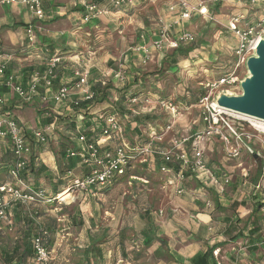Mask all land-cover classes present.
Listing matches in <instances>:
<instances>
[{
    "label": "crops",
    "instance_id": "crops-1",
    "mask_svg": "<svg viewBox=\"0 0 264 264\" xmlns=\"http://www.w3.org/2000/svg\"><path fill=\"white\" fill-rule=\"evenodd\" d=\"M92 1L98 2V0H41L44 10L42 19L36 18L26 5L11 4L9 6H0V51L10 58L7 65L9 72L16 73L19 76V80L25 82L32 75L36 74V71L44 70L51 54H56L57 56H61V62L57 70V76L60 80L59 82L56 81V83L60 84L61 82L64 84L71 81L76 67L83 65L88 59L92 61L94 58H91L87 54L88 52L82 50V47L87 42V35H89L86 33L87 27L91 29L100 22V20L93 19L89 22L85 20L86 4ZM100 1L98 3L101 7H108L106 0ZM173 1L152 0L151 3L153 5L164 4L163 7L165 9H163L164 12L162 10L163 14L161 15L165 16H161L160 18H165L164 22L165 24L168 22L166 25L169 26V31L173 35L174 31L177 32V35L181 33L180 31L189 32L183 29L185 23H180L176 19V23L178 24L175 25L173 24L174 17L167 14V8L173 5ZM141 2L139 0L135 7H138ZM262 5L264 6V4H260V7ZM111 7L113 6H109L108 9L112 15L122 11L119 7H113V10L110 9ZM213 13L218 18V8H215ZM30 25H34L35 27V37L32 42L29 41L27 35V28ZM158 25L157 28L143 26L146 30L143 33L147 36V42L152 43L158 37L160 24ZM139 39L142 44L143 39L141 36ZM139 41L137 42L138 44ZM140 45L134 49L130 47L131 51L128 54L130 59L126 58V65L129 71L126 72L125 78H119L120 72H115L113 75L112 82H117L116 84L112 83L113 87L107 99L102 102L107 103L103 109L112 106L114 100L117 99V90L127 84L134 83L133 79H131L132 75H129L131 72L137 71V74H139V71L140 73L144 71L146 65L142 62L144 52L143 50H139ZM200 51L201 49L196 48L191 53L194 52L193 55H197ZM91 70L89 81L103 80L104 75L101 71L100 73L95 69ZM111 72L113 73L114 70ZM39 93L40 95L33 100L34 102L26 103L12 89H4L3 91L5 101L4 111L17 118L26 130L25 133L27 134V141L31 150L29 161L32 159L34 152L32 150L34 140L36 139H34V134L32 133L34 129L40 128L44 130L48 135L49 142L53 137L56 139L55 129L63 123L66 137L79 146L80 138L78 140L75 139L71 129L66 124L73 120L80 125L83 118L81 114L88 111L80 109L79 112H76L69 101H63L61 104H58L50 98L53 93L52 89H46L45 85L40 87ZM44 96L46 97L45 99ZM76 96L72 98L74 99ZM36 107L38 109H43L44 107L51 109L52 111L50 112L57 116V121H53L52 123L48 121L44 122L43 119L41 120V116H47L48 112L38 115ZM94 112H97V110L93 109V112L89 113L94 114ZM67 119L69 120L67 121ZM32 140L33 143H31ZM112 141L115 142L116 140L111 139L105 142L111 143ZM48 142L46 145H41L42 148L36 152V164L40 166L37 175L27 172L23 175V180L26 183L34 184L37 188L45 189L48 196H54L63 192L72 179L80 178V175L85 176L90 171L86 170L89 166L82 164L81 161L70 169L65 167L63 165L64 158L62 159L61 157L62 149L52 150L49 148L50 144ZM7 147L6 141L0 139V158L7 153ZM161 148L169 149L164 147V145ZM182 152L187 153L188 156L191 154L186 149L183 151V148ZM158 158L157 156L158 162L156 161V163L149 160L152 163V168L145 169L155 172V168H157L160 171L162 162H159ZM207 164L209 170L216 177L221 179L229 178L231 180L232 175L229 172L216 168L208 162ZM263 165L260 168V178L257 182H255V179L254 184L247 182V179L241 180L243 181L242 184L241 181L237 180L239 186L235 188L236 183L233 184L234 181H229L222 192L212 182L210 175L204 171L188 175L186 181H180L174 172H165L156 181L150 178L151 175L145 178L137 175L135 170L134 173L130 174L129 172V176L126 175L128 178L126 176L118 178L113 184L109 185L111 188L104 189L102 187L104 191H109L122 183L125 178H127V181L131 178L130 180L132 181L128 184L131 187L143 184L141 196H143L142 201L145 204L141 206L139 211L144 214L140 215L137 212V215H134L135 222L138 223L135 239L132 238L131 241H128L127 230L124 228H121L118 233L119 240L117 245L120 247L121 254L128 256L127 259H129V251L133 250L135 245H138L146 249L145 252H148V254H145L151 256L153 264H192V258L196 257L197 254L205 253H211L208 258L209 264H264V213L263 207H261L264 203ZM79 168L82 170L77 175L76 169ZM138 168H140L139 165ZM141 168L144 169L143 166ZM65 180L66 182L68 181V184ZM247 183L252 186L250 192L247 191V188H244ZM159 184L160 186L157 188ZM233 186L234 188L230 192L229 189ZM179 188H183L184 191L178 194ZM130 190L134 192V188ZM132 196L137 197L136 200L139 198L137 193H132ZM43 204L41 207L45 216L44 219L41 217L39 220L44 223L45 227H48L49 224L56 223L60 215L55 214L56 216H52L49 214L57 208V203L53 209H50V205H53V203L47 202ZM31 207L34 208L32 203ZM17 208L15 205L11 212V220L7 221L11 225H15V222L18 221V210H24V207ZM25 209L28 210L27 208ZM161 212L163 213L161 214ZM22 215L24 216V211L20 214L21 217ZM93 244L89 243L86 247H90V249L86 251L89 254L94 252L95 256L101 257L103 247L96 248L95 244ZM105 247V250H109L111 253L112 247L107 245ZM87 256L90 257L88 253ZM90 259L88 258V261ZM120 261L132 264V262L125 258L120 259Z\"/></svg>",
    "mask_w": 264,
    "mask_h": 264
},
{
    "label": "rangeland",
    "instance_id": "rangeland-1",
    "mask_svg": "<svg viewBox=\"0 0 264 264\" xmlns=\"http://www.w3.org/2000/svg\"><path fill=\"white\" fill-rule=\"evenodd\" d=\"M141 1L140 5L133 9H130V7H119L122 11L115 15H112L108 9L110 5L107 8L103 7L105 12L100 15V22L91 29L89 27L86 29V33L89 35H87V42L82 47V50L88 52L87 54L91 58H94L92 61L88 59L81 66L87 68L89 72L91 69H95L98 72L101 71L104 75H102L104 81L109 84H116L117 81L112 82L115 72H120L119 78H125L126 72L129 71L126 65V58H129L130 47L134 49L141 44L139 38L145 30L143 26L157 28L159 26L158 24H161L159 18L165 16L161 15L164 12L163 9H165L163 3L161 5H153L151 3L152 0ZM188 1H191L193 4L203 3L211 14L215 11V8H218V18H216L214 13L213 19L205 18L204 16L201 17L199 14H196L190 20L179 21L180 23H185L184 30L194 33V43L197 48L201 49L197 55H193V52L189 54V60H185L176 53L175 58H178V62L173 63L174 57L171 56L174 51L173 49L165 47L162 50L158 49L155 51L151 47V50H153L151 52V59L145 64L144 71L142 73L139 71V74H137V71L129 74L132 75L131 79L139 77L141 74V80H147L146 84L148 83L147 88L149 90H146L147 93H144L142 97H147L151 100V103L147 106H143L145 103L131 104L129 102V107L140 106L139 110L141 112L154 110L158 116L154 122L149 121L148 124L139 126L141 130L139 136L142 137V141L147 139L148 144H151L150 146L153 148H161L164 145V147L171 149L175 147L174 145L177 139L191 138L190 140L192 141L193 137L200 133L205 136L201 145L206 149L205 160L210 165L229 172L233 177L230 176V181H234L233 184L236 183L235 188L239 186L237 180L247 179V182L254 184L257 171L264 164V131L254 126L253 122L254 120H259L225 109V114L228 115L229 124L233 129L228 124H224L225 127H223L225 129L227 128L229 133L232 132L234 134L233 130H238L243 135V140L240 142V156L230 158L227 152L228 144H225L217 128L208 134L206 124L203 120V107L200 104V100L194 105L188 106L182 101V97L189 89H193L196 92H199L200 89L207 91L208 84L226 75H231L236 78V83L227 84L215 89L213 91L214 95L217 96L220 92L241 94V81L249 73L246 63L238 64L236 52L239 46V38L228 28V23L229 20L237 16L242 19V21L240 20V27H243V25L245 26L255 22L257 18H264V6H254L250 0ZM174 3L173 1L172 4L174 5ZM167 10V14L174 17L173 24L177 25L176 19L180 18L178 6L174 5L173 9L168 7ZM166 24L165 26H167ZM167 27L169 29V26ZM176 35L177 32L174 31L172 37ZM138 41L139 44L137 43ZM147 44L150 43L147 42ZM110 70H114V72L112 73ZM91 72L93 71L91 70ZM152 82L155 84L154 86L151 85ZM159 97L170 99L169 102H172L176 106V114L170 113V110L162 106L160 101H158ZM61 102L57 103L61 104ZM98 102L100 101L94 103L91 109L92 112L93 109L98 111L101 108V110H104L103 107L107 105L105 102ZM137 111V109L133 110V112ZM126 122L125 119L121 121L123 133L120 136V142L129 144V142L137 140L139 136L137 137L133 130H128ZM61 126V129L60 126L55 129L56 139L53 137L48 142L50 144L49 148L52 150H60L59 143H61L63 137L65 138L67 136L64 132L65 126L63 124ZM168 126L171 127L168 129ZM153 130L157 134H160V137H163L161 141H157L154 137L156 133ZM231 143L234 144L233 139H231ZM182 148L183 151L184 149L190 151V142L184 143L181 151ZM149 160L156 163L157 155L148 153V155L138 158L130 174L136 170L137 175L144 178L151 175L150 178L152 180L158 181V178L162 177L165 171H161V168L160 171L155 168V172H152L141 168ZM138 165L140 168H138ZM81 170V168L76 169V174L79 175ZM128 176L126 177L128 178ZM127 178L109 191H104L102 186H100L91 191L66 194L67 196L62 201L63 203L57 201L51 202L53 205H50V209H53L56 203L57 208L52 212L49 210L50 213H48L52 216L60 215V218L55 225L56 232L54 234L52 233V241L49 246L51 248L49 264H126L127 262L123 261V263L120 261L123 258L129 260L132 264H153L151 256L147 255L148 252H145L146 249L135 245V248L129 251V259H127L128 256L122 255L120 247L117 245L119 240L118 233L121 228L127 230L128 241L136 238V226L138 223L135 222L134 215L137 212L140 215L144 214L139 211L141 206L145 204L142 201L143 196H141L143 184L131 187L128 184L132 180L129 178V181H127ZM10 180L11 177L9 174H5L3 169L0 168V181L8 182ZM242 183L243 181H241ZM159 186L160 184L157 188ZM251 187L249 183H247L246 187L244 186L248 192H250ZM133 188L134 192L130 190ZM233 188L234 186L232 188L230 187L229 191L231 192ZM132 193L138 194V200H136L137 197L132 196ZM27 209H22L21 211H24V214H28L29 208ZM23 218L25 217L22 215L21 219L23 220ZM17 220L15 225L0 220V241L4 248L8 249L17 240H22L19 237L20 231L23 228L21 224L22 220L18 218ZM89 243H94L95 245H93L96 248L103 247L101 257L95 256L94 252L89 254L86 251L90 249V247H86ZM105 245L112 247L111 253L109 250H105ZM87 253L90 257L87 256ZM88 258H91L90 261H88ZM0 264H3V262H0Z\"/></svg>",
    "mask_w": 264,
    "mask_h": 264
},
{
    "label": "built area",
    "instance_id": "built-area-1",
    "mask_svg": "<svg viewBox=\"0 0 264 264\" xmlns=\"http://www.w3.org/2000/svg\"><path fill=\"white\" fill-rule=\"evenodd\" d=\"M108 5L113 7H130L134 8L139 0H106ZM221 1V0H217ZM174 5L178 6L180 20H190L194 15L199 14V16H204L213 19V13L211 14L203 3L199 2L193 4L188 0H174ZM252 5L264 4V0H250ZM11 4H21L26 5L33 15L42 19L44 15V10L41 0H0V6H9ZM174 5L170 6L172 9ZM105 10L103 7L98 6L96 3L86 4V13L84 15L87 22L100 17ZM239 17H233L228 23V28L233 31L239 38V46L237 49V61L238 64L246 63V59L249 55L253 54L256 43L261 37L264 36V18H259L253 23L243 25L240 27ZM160 27L158 29V37L150 44H147L146 34H142L143 39L142 44L139 46V50L144 52L142 58L143 64H146L151 59V50L153 47L156 50L164 49L169 47L171 49L179 48L181 45L190 44L195 41L193 32H181L178 35L172 37L171 31L165 26L163 18H160ZM34 25H30L27 28V35L29 41L34 40ZM10 58L8 55L0 53V139L6 141V143L14 150L15 160L12 168L10 169L11 181L0 183V220L10 221L11 212L15 205L19 202L23 204H29L31 202H61L64 198L74 192H86L96 189L100 186L104 187L113 184L118 177L126 174V172L134 167L135 162L138 158L144 157L149 154H156L162 160L161 171L172 172V169L168 166V163L175 161L182 162V168L176 174V177L180 181L184 180V171L189 170L191 174L197 172H207L212 182H214L222 192L225 186L228 184L230 179H221L216 177L215 174L209 170L207 161L205 160V147L201 145V142L205 136L198 133L191 138H183L182 140L177 139L175 141V147L165 150L163 148H153L151 144H144L140 146L138 144L132 145L124 144L120 142V136L123 133L121 121L116 115H112L107 120V126L103 129L104 138L98 140L96 143L100 144L111 140V138H116L119 143L112 147V150H100L97 144L88 143L84 144V138L79 139V150H70L67 153L68 157L80 156L82 164L91 166L92 169L89 174L82 176L80 178H74L70 181L69 185L64 189L63 192L58 193L52 197L48 196L45 189H36L30 183H26L21 178L22 171L26 168V164L29 160V155L31 153L30 146L27 141V134L24 126L20 124L17 118L9 115L4 111V89L11 90L15 92L19 98L26 103H32L33 100L40 95L39 88L42 86L41 81L44 82L46 89H53V80L55 78V71L59 66L61 58L57 56L52 57L47 65V69L44 75L41 76L39 73L32 75L27 81L21 82L19 76L14 72H9L7 65ZM90 72L84 66H78L73 74V79L68 83H72V86L63 84L60 89L53 92L50 98L55 102L69 101L70 103H78V99H73V96L80 95L82 99L93 98L92 85L89 82ZM237 79L231 75H226L210 84H208L207 91H203V96L200 99V104L203 107V120L206 124L208 134L213 132V129L217 128L218 133L227 146L228 156L230 158H237L241 154V144L243 140V135L238 130H233L234 134L229 133L228 129L224 128V124L230 126V121L228 115L225 114L226 110L216 106L214 95V90L221 88L227 84L236 83ZM46 97L44 96V99ZM131 104H143L147 106L151 103V100L147 97L133 96L130 99ZM162 106L170 110V113L176 114V106L169 101L160 100ZM224 126V127H223ZM171 126H168V129ZM231 127V126H230ZM231 129H233L231 127ZM154 131V130H153ZM36 140L45 144L48 142L47 133L38 128L34 129L33 132ZM154 133H156L154 131ZM157 141H161L163 137L160 134H154ZM231 139L234 140V144L231 143ZM83 142V144H82ZM186 142H190L191 150L190 155L182 152L180 149L182 145ZM264 169V165H263ZM183 188H179L177 193H182ZM64 194H67L64 196ZM163 212H161L162 214ZM264 213V205H263ZM43 234L47 235L46 231H41L37 237L34 238L33 246L35 248L34 263L35 264H48L51 258V248L45 246Z\"/></svg>",
    "mask_w": 264,
    "mask_h": 264
},
{
    "label": "trees",
    "instance_id": "trees-1",
    "mask_svg": "<svg viewBox=\"0 0 264 264\" xmlns=\"http://www.w3.org/2000/svg\"><path fill=\"white\" fill-rule=\"evenodd\" d=\"M100 0H98L99 2ZM93 3H96L98 6H100V4L96 1H92ZM101 2V1H100ZM135 8V7H134ZM110 9L113 10V7H111ZM117 10H119L118 8H116ZM101 17H97L93 20H100ZM197 46L196 44L193 42H191L190 44H185V45H181L179 48H175L173 53H172V57L175 58L176 53L180 55V57L182 59H187L189 57V54L191 53V51H193L194 49H196ZM1 52V51H0ZM2 54L5 55V53L1 52ZM51 53V52H50ZM12 54V53H10ZM57 56L56 54H51L49 60L54 57ZM58 58H61V56H57ZM173 58V63H177L178 62V58L176 57L175 59ZM49 62V61H48ZM61 62V61H60ZM48 65V64H47ZM47 65H45L44 70L41 71H36L37 73H39L41 76L44 75L45 70L48 68ZM60 65V63H59ZM59 68V67H58ZM55 71V78L53 80V89L52 92L57 91L58 89H60V87L63 85V83L60 82V84L56 83L59 82V78L57 76V70ZM77 68V67H76ZM75 71V70H74ZM74 74V73H73ZM144 74V73H143ZM138 76V75H137ZM157 76V75H156ZM155 76V77H156ZM142 76L141 74L139 75V77H135L133 79L134 83L130 84V85H126L122 88H120L119 90H117L116 93V100H114V102L112 103V108H107L104 110H99L97 112L93 113H89V111L93 108L94 103H97V101L103 102L105 101V99H107L112 86V83H108L105 82L104 79L103 80H98V81H92L90 80L89 82H91L92 85V93L93 98L91 99H82V97L80 95H77L76 98L74 99H78V103H72L71 102V106L73 107V109H75L76 112H79L80 109H83L85 111H87L86 113L81 114L83 116V118L81 119L82 122L80 123V125H78V122L71 120L70 123L66 124V126H68L71 131H72V135L75 139H79L81 137L84 138V144H88V143H93V144H97V147L100 148V150H112V145H117L119 143V140L116 138H111L116 140L115 142L112 141L111 143H96L98 140L104 138L105 134L103 129L107 126V120L112 116V115H116L117 117H119L120 121L122 120H126L127 122V128L128 130H133V132L135 133V135L138 137L141 133L140 127L139 126H144L146 123L148 124V122H154L158 116L157 113L154 112V110H149V112H141L139 110L138 106H133V107H129V101L131 99V97L133 96H144V93H147L146 90H149L147 87V80H141ZM42 86H44V82L41 81ZM65 84V83H64ZM67 84V82H66ZM67 85L72 86V83H68ZM152 86H154L155 84H151ZM152 88V87H151ZM40 89V88H39ZM154 89V88H152ZM203 91L204 89H200L199 92L193 91V89H189L188 91H186V93L183 95L182 97V101L188 105V106H192L195 103L199 102L200 98L203 95ZM164 100V101H170V99H165L162 97H159V100ZM98 102V103H100ZM34 105V104H33ZM146 106V105H143ZM91 107V108H90ZM90 108V109H89ZM134 109H137V112H133ZM36 111L38 113V115H43L45 112H48L47 116H41V120L43 119L44 122L48 121L49 123H52L53 121H57V116H55L53 113H51L50 111H52L51 109L45 107V108H37L36 107ZM81 113V112H80ZM64 120V119H61ZM69 119H67L68 121ZM64 122V121H62ZM63 124V123H62ZM61 124V125H62ZM61 127V126H60ZM142 137L139 136V138L137 140L131 141V144H138L140 146H144V144L148 143V140H144L142 141L141 139ZM35 139V137H34ZM117 142V143H116ZM33 143V140L32 142ZM44 144L39 143L36 139L34 140L33 143V148L32 150H34L33 155H32V159L26 164V168L22 171L21 173V178L23 179V175H25V173L27 172H32L34 173V175H37V172L40 169V166H38V164H36V152L38 151V149H41L42 146ZM8 150L7 153H5L1 158H0V168L3 169V171L5 172V174H10V169L13 166L14 160H15V154H14V150H12L10 144L7 147ZM60 149H62V159L64 158V163L63 165H65V167H68L69 169L71 167H75L76 164L81 161L80 156H75V157H68L67 153L70 150H79L78 145L73 142L70 138L67 137H63L61 139V143H60ZM159 157V156H158ZM159 162H161V158H158ZM182 162H172V163H168V166L172 169V172L174 173H178V171L182 168ZM85 165V164H84ZM145 168H152V163H150L149 161H147L144 165H142ZM92 167L89 166L88 168H86V170L91 171ZM132 169V168H131ZM130 172V168L129 170L126 172V174L118 177L120 178H124L126 175H128V173ZM89 174V173H87ZM191 172L189 170H185L184 171V181H186L188 175H190ZM260 174H261V169L257 171L256 174V180L255 182L258 181V179L260 178ZM193 175V174H191ZM84 176V175H83ZM79 177H82L81 175ZM0 183H2L0 181ZM32 186L36 189H39L37 187H35L34 184H32ZM104 189L106 188H111V186L107 185L103 187ZM48 194V193H47ZM52 197V196H50ZM31 203L33 204V207H31ZM29 204H23L21 202L16 204V207H24L25 208H29V213L28 214H24L25 218H23V220H25L23 222V220L21 219L22 217L20 216L21 214V210H18V216H19V220H22L21 224L23 225V228L21 229V233L20 236L22 238L21 241H16L14 242V245L12 247L4 248L3 244L0 241V262H3V264H35L34 263V255H35V248H34V238L37 237L39 234H41V231H46L47 235L43 234V238H44V243L45 246L49 248L50 243L52 241V233L54 234L56 229H55V225L54 224H49L52 226L48 227L44 225V223L42 221L39 220V218L43 217V209L41 206H43L44 202H31ZM264 204V203H263ZM263 204L261 207H263ZM17 208V209H18ZM1 236V233H0ZM18 237V238H19ZM211 255V253H205V254H197L196 257L192 258V264H209V256ZM50 263V261H49ZM48 263V264H49Z\"/></svg>",
    "mask_w": 264,
    "mask_h": 264
},
{
    "label": "water",
    "instance_id": "water-1",
    "mask_svg": "<svg viewBox=\"0 0 264 264\" xmlns=\"http://www.w3.org/2000/svg\"><path fill=\"white\" fill-rule=\"evenodd\" d=\"M256 44L246 59L249 74L241 81V94L220 92L214 102L224 110L264 121V36Z\"/></svg>",
    "mask_w": 264,
    "mask_h": 264
},
{
    "label": "bare ground",
    "instance_id": "bare-ground-1",
    "mask_svg": "<svg viewBox=\"0 0 264 264\" xmlns=\"http://www.w3.org/2000/svg\"><path fill=\"white\" fill-rule=\"evenodd\" d=\"M254 122V126L260 128L262 131H264V121L260 120L259 121H253ZM66 195V194H64Z\"/></svg>",
    "mask_w": 264,
    "mask_h": 264
}]
</instances>
